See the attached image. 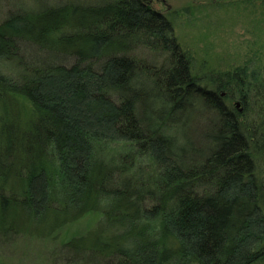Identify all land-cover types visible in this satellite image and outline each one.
I'll use <instances>...</instances> for the list:
<instances>
[{
  "label": "trees",
  "instance_id": "trees-1",
  "mask_svg": "<svg viewBox=\"0 0 264 264\" xmlns=\"http://www.w3.org/2000/svg\"><path fill=\"white\" fill-rule=\"evenodd\" d=\"M49 1L0 0V238L99 213L68 264H264L258 73L199 74L145 0Z\"/></svg>",
  "mask_w": 264,
  "mask_h": 264
},
{
  "label": "rangeland",
  "instance_id": "rangeland-1",
  "mask_svg": "<svg viewBox=\"0 0 264 264\" xmlns=\"http://www.w3.org/2000/svg\"><path fill=\"white\" fill-rule=\"evenodd\" d=\"M19 1L36 9L50 3ZM145 1L173 21L179 41L193 58L196 72L221 73L248 67L264 81V0ZM22 103L25 120L29 121L34 115L33 106L25 99ZM99 218V213L86 215L52 237L20 235L10 241L0 238V263L68 264L64 242L92 230Z\"/></svg>",
  "mask_w": 264,
  "mask_h": 264
}]
</instances>
